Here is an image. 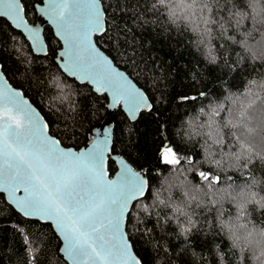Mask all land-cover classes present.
<instances>
[{"label":"trees","instance_id":"16d2710c","mask_svg":"<svg viewBox=\"0 0 264 264\" xmlns=\"http://www.w3.org/2000/svg\"><path fill=\"white\" fill-rule=\"evenodd\" d=\"M22 2L34 23L41 0ZM102 2L106 34L96 42L145 89L151 110L135 120L120 106L111 113L106 94L62 71L56 61L61 42L49 24L48 53L40 55L0 18L5 75L66 146L87 145L94 128L114 117L111 153L124 156L149 183L126 222L143 264H241V258L242 264H257L264 247V0H198L199 30L185 14H170L176 0ZM221 104L225 111L213 117L209 136V116ZM217 128L222 143L213 142ZM234 137L251 149L250 161L232 155L239 150ZM163 147H171L181 162L163 163ZM116 169L109 158L111 174ZM201 171L219 181L203 180ZM184 227L190 231L183 233ZM60 246L50 223L23 217L0 193V264H69Z\"/></svg>","mask_w":264,"mask_h":264},{"label":"snow or ice","instance_id":"6c2138e0","mask_svg":"<svg viewBox=\"0 0 264 264\" xmlns=\"http://www.w3.org/2000/svg\"><path fill=\"white\" fill-rule=\"evenodd\" d=\"M158 2L165 4L164 0ZM101 4L102 0H41L35 7L55 26V34L63 42L58 53L63 70L90 83L96 93H108L109 106L123 105L135 120L138 112L151 110L152 104L148 95L97 47L93 37L106 34ZM175 13L171 8L170 14ZM0 18L20 30L34 52L47 54L43 29L29 23L22 0H0ZM53 83L63 90L58 79ZM220 111H225L222 104L211 111L209 136H213V117ZM225 123L238 127L232 120ZM111 131L110 127L96 129L90 146L79 151L61 146L23 94L8 83L0 65V192L23 217L54 226L63 241L60 251L71 264H140L131 251L125 225L132 202L144 194L146 181L123 159L118 161L115 177H108ZM234 139L239 150L232 155L250 161L251 149L241 137ZM213 142L222 143L218 128ZM161 160L169 165L181 162L171 147H163ZM187 162L192 163L190 159ZM199 176L219 181L203 171ZM181 231L188 233L190 228Z\"/></svg>","mask_w":264,"mask_h":264},{"label":"water","instance_id":"95a60500","mask_svg":"<svg viewBox=\"0 0 264 264\" xmlns=\"http://www.w3.org/2000/svg\"><path fill=\"white\" fill-rule=\"evenodd\" d=\"M38 4H41V3H37L36 5H38ZM101 7L105 10V8H104V5H103V2H102V4H101ZM25 16H26V14H25ZM104 16H105V28H106V12L104 13ZM27 18V17H26ZM30 24H32V25H36V26H40V27H42V29H43V32H42V36H43V39H44V42H45V44L47 45V53H48V43H47V40H46V38H45V35H44V29H45V26L47 25V24H49L51 27H52V29H53V32H54V34H55V32H56V29H55V26L54 25H52L50 22H48L47 21V19L46 18H44V17H42V15L37 11V19H36V21L34 22V23H32V22H29ZM55 36H56V34H55ZM96 36L97 35H95L94 37H93V39H94V41L96 42ZM57 37V36H56ZM58 38V37H57ZM59 39V38H58ZM60 40V39H59ZM60 42H61V47L58 49V52H57V56H56V61H57V63L59 64V66H60V68L62 69V71L63 72H65L64 70H63V68H62V66H61V61H60V59H59V57H58V53L60 52V51H62L63 50V42L60 40ZM97 43V42H96ZM31 45V44H30ZM32 47V46H31ZM97 47H99L100 48V50L101 51H103L104 53H105V55H107L108 56V58L110 59V60H112V62H113V65H114V67H116L119 71H122V72H124L125 74H127L128 76H129V78L133 81V83L134 84H136V86L137 87H139V88H141V90H143L145 93H146V95H148L147 94V92L145 91V89L144 88H142L130 75H129V73L127 72V71H125L124 69H122L121 67H119L115 62H114V60L97 44ZM34 53H36V54H40V53H38V52H34ZM40 55H42V54H40ZM0 65H2L1 64V62H0ZM69 77H71V78H74V79H76L75 77H72L69 73H67V72H65ZM4 76H5V79L8 81V83L13 87V88H15L17 91H19V92H21L22 94H23V99H25V100H27L28 101V103H29V105L32 107V108H34L35 110H36V112L43 118V120H44V122H46L47 124H48V121L46 120V118H45V116L42 114V112L39 110V108L30 100V98L28 97V96H26L25 95V93L23 92V90H21L20 88H17V87H15L11 82H10V80L7 78V76L5 75V73H4ZM78 82H80V83H88L87 81H80V80H78V79H76ZM91 87H92V89L94 90V87L90 84V83H88ZM95 91V90H94ZM104 94H106L107 96H108V104H107V106H108V109H109V111L111 112V113H114V112H116V110L118 109V107L120 106L121 108H122V110L127 114V116L129 117V114H128V112H127V110L123 107V105H117L115 108H113V107H110L109 105L111 104V97H110V95L108 94V93H104ZM148 97H149V95H148ZM149 101H150V103L152 104V102H151V99H150V97H149ZM141 111H143V110H141ZM140 111V112H141ZM140 112H138L137 113V117L139 116V114H140ZM130 118V117H129ZM113 119H114V117L113 116H107L105 119H104V121L101 123V125H99V126H97V127H95L94 128V130H93V136H92V138L91 139H93L94 137H95V135H96V133H95V130L96 129H102V128H105V127H110L111 129H112V131H111V149H112V145H113V129H114V125H113V123H112V121H113ZM131 119V118H130ZM137 119V118H136ZM132 120V119H131ZM48 133H49V135H52V136H54L53 134H51V132H50V128H49V124H48ZM55 138H57L56 136H54ZM57 139H59V138H57ZM91 139H90V141H91ZM90 141L88 142V144L87 145H84V146H81V147H79V148H76V147H74V146H66V145H64L62 142H61V146H63V147H66V148H73V149H75V150H77V151H79V150H81V149H85V148H87V147H89L90 146ZM112 151V150H111ZM109 158H112L114 161H115V163H116V165H117V169H116V171L113 173V174H111V172H110V170H109ZM119 159H123V160H125L134 170H136V171H138V172H140L141 173V176H142V178L146 181V184H145V191H144V194L142 195V196H140L139 198H141V197H143L146 193H147V191H148V188H149V183H148V180H147V178L145 177V175L140 171V170H138V169H136L124 156H122V155H120V154H118V153H111L110 152V154L108 155V157H107V159H106V164H107V172H108V177L109 178H114L115 177V175H116V172L119 170V165H118V161H119ZM0 193H2V192H0ZM4 194V193H3ZM5 196H6V194H4ZM138 198V199H139ZM135 201L136 200H134L133 202H132V205H131V207H130V209L132 208V206H133V204L135 203ZM48 223H50V222H48ZM51 224V223H50ZM52 225V224H51ZM52 227H53V229L55 230V228H54V226L52 225ZM125 231H126V233H127V230H126V225H125ZM55 232H56V230H55ZM57 233V232H56ZM57 235L59 236V234L57 233ZM127 237H128V241H129V243L131 244V251L133 252V254L137 257V259L140 261V264H143L142 263V260H141V258L138 256V254L136 253V251H135V249H134V247H133V244H132V241L130 240V238H129V236H128V233H127ZM59 238H60V236H59ZM60 240H61V246H60V249L62 248V246H63V241H62V239L60 238ZM60 253L64 256V258L67 260V258L65 257V255L60 251ZM68 261V260H67ZM69 262V264H71V262L70 261H68Z\"/></svg>","mask_w":264,"mask_h":264},{"label":"clouds","instance_id":"9594fccd","mask_svg":"<svg viewBox=\"0 0 264 264\" xmlns=\"http://www.w3.org/2000/svg\"><path fill=\"white\" fill-rule=\"evenodd\" d=\"M165 4L171 3V0H164ZM206 6V5H205ZM172 8L176 10V12H181L185 14L186 19H190L194 30H199L196 25L200 23V20H197L196 11L200 8V4L198 0H176V3L172 5ZM210 11V10H209ZM203 23H209L207 16L201 17ZM241 23H243V16L241 17ZM210 31V30H206ZM264 247L259 248L257 256L255 257V261L257 264H264Z\"/></svg>","mask_w":264,"mask_h":264},{"label":"bare ground","instance_id":"6f19581e","mask_svg":"<svg viewBox=\"0 0 264 264\" xmlns=\"http://www.w3.org/2000/svg\"><path fill=\"white\" fill-rule=\"evenodd\" d=\"M31 99V98H30Z\"/></svg>","mask_w":264,"mask_h":264}]
</instances>
